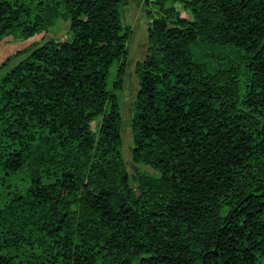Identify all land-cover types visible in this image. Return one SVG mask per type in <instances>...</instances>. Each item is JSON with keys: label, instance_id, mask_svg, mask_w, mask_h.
I'll use <instances>...</instances> for the list:
<instances>
[{"label": "trees", "instance_id": "trees-1", "mask_svg": "<svg viewBox=\"0 0 264 264\" xmlns=\"http://www.w3.org/2000/svg\"><path fill=\"white\" fill-rule=\"evenodd\" d=\"M146 1L137 194L126 0H0V39L72 33L0 80V264H264V0Z\"/></svg>", "mask_w": 264, "mask_h": 264}, {"label": "rangeland", "instance_id": "rangeland-1", "mask_svg": "<svg viewBox=\"0 0 264 264\" xmlns=\"http://www.w3.org/2000/svg\"><path fill=\"white\" fill-rule=\"evenodd\" d=\"M167 6H171L168 4ZM183 16L187 17V12L180 6ZM147 11L152 12L158 17V10L151 6L146 0H126L122 6V20L126 28L130 30V40L128 43V58L126 60V71L124 78V87L118 92V98L122 115V139H123V157L128 168L131 184L138 194V186L134 180V168L138 167L154 176L159 173L153 168L136 164L132 158L133 133L131 128V118L133 115V105L139 90V80L135 69L138 62L146 58L149 46L148 25L151 19ZM69 21L59 20L56 26L48 31H39L33 36H25L20 28L13 30L0 39V80L5 73L14 67L21 60L25 59L30 51L29 49L35 45H40L49 39H58L61 41H71L72 33L70 32ZM117 66L111 69L110 82L115 79ZM96 129V123L93 124Z\"/></svg>", "mask_w": 264, "mask_h": 264}]
</instances>
